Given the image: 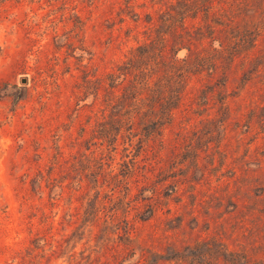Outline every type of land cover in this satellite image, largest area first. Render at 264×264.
<instances>
[{"label": "rangeland", "instance_id": "1", "mask_svg": "<svg viewBox=\"0 0 264 264\" xmlns=\"http://www.w3.org/2000/svg\"><path fill=\"white\" fill-rule=\"evenodd\" d=\"M126 1L0 0V264H264V33L224 75L191 78L125 197L122 185L112 190L130 158L125 139L102 167L98 119L77 113L93 95L77 86L145 39L125 35L136 25L120 23ZM169 1L138 0L139 31ZM209 84L211 107L199 106ZM219 92L226 132L188 136L222 119Z\"/></svg>", "mask_w": 264, "mask_h": 264}, {"label": "trees", "instance_id": "2", "mask_svg": "<svg viewBox=\"0 0 264 264\" xmlns=\"http://www.w3.org/2000/svg\"><path fill=\"white\" fill-rule=\"evenodd\" d=\"M143 6L138 0H127L118 14L122 25L126 24L127 17L136 23L133 27L127 24V37L136 31V36L142 32L145 39L132 46L112 70L95 81L85 77L84 84L77 86L85 95H93V101L79 105L77 113L79 116L87 110L89 119L93 116L98 119L94 136H100L102 144H108V151H101L102 167L106 157L114 159L112 151L117 152L119 136L125 139L128 151L125 156L130 158L123 163V178L118 180L112 176L115 181L112 190L122 185L125 197L130 194L129 178L140 166L139 157L162 142L166 128L174 121L175 111L184 103L191 78L212 79L216 74L224 75L236 60L255 55L264 33V0H170L155 16L145 14L149 26L139 31L141 13L137 8ZM79 23H82L80 18ZM184 50L186 55L180 57L179 53ZM214 93L212 85L202 87L195 97L197 104L210 108ZM217 96L222 119L188 136L226 132L227 96L220 92ZM48 184L53 189H65L52 172ZM109 199L112 201L113 197ZM51 205L55 206L56 202L51 200ZM104 211L105 204H102L96 215ZM85 213L90 214L87 210ZM114 216L112 213L111 219Z\"/></svg>", "mask_w": 264, "mask_h": 264}, {"label": "water", "instance_id": "3", "mask_svg": "<svg viewBox=\"0 0 264 264\" xmlns=\"http://www.w3.org/2000/svg\"><path fill=\"white\" fill-rule=\"evenodd\" d=\"M22 82H23V83H26V82H27V78H23V79H22Z\"/></svg>", "mask_w": 264, "mask_h": 264}]
</instances>
